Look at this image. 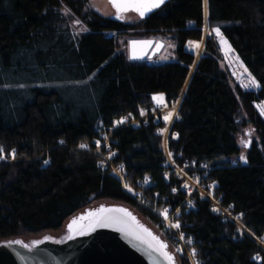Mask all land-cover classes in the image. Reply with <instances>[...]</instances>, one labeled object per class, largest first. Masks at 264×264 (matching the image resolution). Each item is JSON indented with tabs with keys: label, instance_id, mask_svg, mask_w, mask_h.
Here are the masks:
<instances>
[{
	"label": "trees",
	"instance_id": "1",
	"mask_svg": "<svg viewBox=\"0 0 264 264\" xmlns=\"http://www.w3.org/2000/svg\"><path fill=\"white\" fill-rule=\"evenodd\" d=\"M89 2L0 0V240L60 233L86 208L121 203L160 233L178 264H188L160 231V219L125 192L96 151L95 141L110 135L113 161L131 184L154 181L145 188L152 206L163 198L180 206L186 194L151 96L163 92L168 102L179 101L167 143L174 164H205L206 180L215 182L224 206L241 213L248 233L239 235L204 199L182 211L180 229L193 236L203 264H264V117L254 104L264 99V0H167L147 18L130 20L104 16ZM206 24L197 58L185 45L202 39ZM215 27L258 90L232 84ZM148 37L168 38L174 56L130 59L128 41ZM59 81H75L86 95L64 96ZM130 115L136 125L114 127Z\"/></svg>",
	"mask_w": 264,
	"mask_h": 264
},
{
	"label": "water",
	"instance_id": "2",
	"mask_svg": "<svg viewBox=\"0 0 264 264\" xmlns=\"http://www.w3.org/2000/svg\"><path fill=\"white\" fill-rule=\"evenodd\" d=\"M113 9L115 14L111 16L117 18V11L114 7ZM155 9L146 12L143 17L136 11L127 12H135L139 17L147 18ZM127 12L120 14L121 19H124ZM145 41L150 43L147 46L140 43ZM133 42H137L135 55L138 58L135 59L132 58ZM164 46V40L154 37L131 38L127 44L130 59H147L149 63ZM101 209L106 210L103 213L104 216L123 218L126 223L111 227H96L85 235L69 232L68 225L74 219L86 216L89 212H100ZM121 209L124 211H118ZM124 212L130 213L131 216L125 217ZM83 223L87 224L88 221ZM142 229H147L151 236L166 245L163 252H167L172 257L171 262L162 254V251L156 250L158 245L147 233H143ZM129 232L141 233L144 240L136 239L135 235H130ZM69 236L72 238L69 239ZM145 240L152 243L154 247H150ZM0 264H178V261L168 242L152 226L142 220L131 207L121 203H101L71 217L60 233H45L28 239L14 237L0 240Z\"/></svg>",
	"mask_w": 264,
	"mask_h": 264
},
{
	"label": "built area",
	"instance_id": "3",
	"mask_svg": "<svg viewBox=\"0 0 264 264\" xmlns=\"http://www.w3.org/2000/svg\"><path fill=\"white\" fill-rule=\"evenodd\" d=\"M173 103L174 101H170L169 105H172ZM168 108L169 106L167 104L162 105L159 107L158 111L154 112V115L165 121ZM141 117L147 118L144 113ZM119 121L123 122L118 123ZM127 123L136 125L138 120L133 115L123 116L114 120V127ZM158 132L163 135L165 134L164 137L169 139V129L166 126L160 127ZM102 137L105 138V140L101 141L99 139L95 141V144L97 145L96 151L102 154L99 164L103 167H110L111 172L121 182L125 192H127L140 204L150 208L153 213H155V215L160 219L161 231L169 234L174 250L178 254L184 256L187 259L188 264H203V259L199 254L198 248L193 245V236L189 235L185 230H181L180 227H173V225L179 224L181 226L182 222L179 219V216L182 211L193 209L197 199L209 201L211 209L215 213L223 215L225 220L235 222L237 224V231L239 235L244 230L247 231L241 222V213H232L230 211L231 206H224L221 203V198L215 194V182L206 180L204 173L201 171L202 169H206L207 166H205V164L198 165L195 161H192L187 162L182 166H174V168L176 167V175L180 179L179 189L186 194L185 199L182 204L176 208L167 203L166 198L162 199L160 206H152L150 200L147 199L145 188L154 185V181L146 176L143 180L139 181V187H135L131 184V182L124 176V165L113 161L116 151L111 149L110 135L102 134ZM166 143H168V141H166ZM102 148H105L108 151H103ZM165 179L169 181V172L165 174ZM165 210L167 211L165 212Z\"/></svg>",
	"mask_w": 264,
	"mask_h": 264
},
{
	"label": "rangeland",
	"instance_id": "4",
	"mask_svg": "<svg viewBox=\"0 0 264 264\" xmlns=\"http://www.w3.org/2000/svg\"><path fill=\"white\" fill-rule=\"evenodd\" d=\"M89 5L96 12H98V13L104 15V16H111V15L115 14V10L113 9L112 5L110 4V2L108 0H90ZM136 16H137V14L135 12H127L124 15V19L130 20V19H134ZM216 28H219V27H215L214 29H216ZM214 29H213V31H214ZM219 30H220V33L222 34V36L224 37V39L227 40L228 44L231 46V51H226L225 46H223L221 44L220 37H218L216 35L215 31H214V33H215V35H216V37L218 39L221 51H222V53L224 55V66L231 73L232 84L237 83V84H239L240 86H242V87H244L246 89L258 90L260 88V84H259L258 80L253 76V74L250 72V70L248 69L246 64L238 56L237 51L233 48V46L231 45L229 40L223 34L222 30L220 28H219ZM208 33H209V29H208L207 24H206L205 27H204V35H203L202 39H200V40H191V41L187 42L186 45H185V49H187L188 51L194 53L195 56L198 58V56L200 55V53L202 51L205 37H206V35ZM190 42H194L196 44H199L200 47L199 48H195V47L192 46V43H190ZM165 43L166 44L163 47L162 51L160 52L161 56L158 58V60L169 59L172 56H174L175 45L173 43H171L168 38L165 39ZM122 49H126V48L123 46ZM237 57L239 58L238 60L236 59ZM241 64L243 65V67H241ZM245 69H247V72H245ZM250 79H254L257 86H253L251 84V82H250ZM59 84H60V86L62 88L64 96H66V97H68V98H70L72 100H77L78 97L86 95L85 89H83V90L79 89L78 83H76L75 81H69L68 83L67 82L64 83L63 81H59ZM245 85H248V86L245 87ZM175 103L170 105V107L168 108L167 113H166V117L169 115V113H172V116H173V114H174V107L173 106L175 105ZM254 104H255L256 108L258 109V111L260 112V114L264 117V114H262V112H264V99L257 100V101H255ZM165 121L168 122L169 119L168 120L165 119ZM166 126H167V123H166ZM164 136H165V134H164ZM165 138L166 137H164V141L165 142L168 141V139L167 138L165 139ZM165 148H166V152H167V156H168V162H170L173 165V167L176 166L174 164V162H173L171 152H169L167 150V147H165ZM237 163H238L237 160H233L232 161V164H237ZM160 231H161V227H160ZM161 232L165 233L163 231H161ZM48 233H52V232H48ZM244 233H248V231L244 230L242 233H240V235H242ZM53 234H55V233L53 232ZM258 241L264 246V241L263 240L259 239Z\"/></svg>",
	"mask_w": 264,
	"mask_h": 264
},
{
	"label": "snow or ice",
	"instance_id": "5",
	"mask_svg": "<svg viewBox=\"0 0 264 264\" xmlns=\"http://www.w3.org/2000/svg\"><path fill=\"white\" fill-rule=\"evenodd\" d=\"M109 2L112 4V6L116 9L117 11V18H122L120 16L121 13L123 12H127L129 10L132 11H136L139 13V15L141 17H143L145 15L146 12L151 11L154 8H159L164 2L165 0H109ZM216 35L218 37H220V41L221 44L223 46H225L226 51H231V46L228 44L227 40L224 39V37L222 36V34L220 33L219 28L214 29ZM141 44H143L144 46H147L150 42H140ZM192 43V46L195 48H199L200 45L196 44L194 42H190ZM136 44L137 42H133V56L132 58H138L135 55V48H136ZM237 60L239 59L238 57L236 58ZM241 67H243V65L241 64ZM245 72H247V69H245ZM250 82L253 86H257L256 82L254 79H250ZM248 85H245V87H247ZM154 100H157L158 102H163V97L162 96H158V97H153ZM143 114V113H141ZM262 114H264V112H262ZM172 116V113H169V115L167 117H165L166 120L170 119ZM123 121H119L118 123H122ZM99 143V142H97ZM242 143H244L245 147L248 146V143H250V141L245 142L242 141ZM81 147H84V145H81ZM3 152V149L0 148V153ZM12 155L14 156L15 153L13 152ZM171 155V154H170ZM3 156L0 155V159H2ZM241 159H244V157H241ZM105 209H101L100 212H89L86 216H81L77 219H74L69 225V232L70 233H75L78 235H85L87 232L93 231L96 227H111L113 225H118V224H125L126 221L123 218H113V217H109V216H104L103 213L105 212ZM107 211H111V210H107ZM123 212L124 210H118ZM167 210H165L166 212ZM124 216L125 217H130L131 214L124 212ZM134 220V217L132 218ZM84 221H88L87 224L83 223ZM173 227L179 228L180 225L179 224H174ZM143 233H147V235L149 237H151L152 241L156 242V245H158V247H156V250L158 251H162V254L167 256L169 261H172V257L168 255L167 252H163V249L166 248V245L160 243L156 237L151 236V233H148L147 229H142ZM130 235H135L136 239H141L144 240V236L141 233H133V232H129ZM72 237L69 236V239H71ZM145 242L149 243L150 247H154V245L152 243H150L149 241L145 240ZM190 242V241H189ZM19 243V242H17Z\"/></svg>",
	"mask_w": 264,
	"mask_h": 264
},
{
	"label": "crops",
	"instance_id": "6",
	"mask_svg": "<svg viewBox=\"0 0 264 264\" xmlns=\"http://www.w3.org/2000/svg\"><path fill=\"white\" fill-rule=\"evenodd\" d=\"M189 41H191V40H188L187 42H189ZM187 50V49H186ZM162 96L164 99H163V102L161 103V102H158V101H156V100H154L153 99V97L154 96ZM152 100H153V102H154V104L157 106V107H160V106H162V105H165V104H167L169 107H170V105H169V103H168V100H167V98H166V95H165V93H163V92H158V93H153L152 95ZM175 103V102H174ZM178 103H179V101H177L176 103H175V105L173 106L174 107V114H173V116L169 119V121L168 122H166L167 123V128L169 129V127H170V125H171V122L173 121V119L174 118H176V117H178V114H177V109H178ZM164 145H165V147H167V143L164 141Z\"/></svg>",
	"mask_w": 264,
	"mask_h": 264
},
{
	"label": "bare ground",
	"instance_id": "7",
	"mask_svg": "<svg viewBox=\"0 0 264 264\" xmlns=\"http://www.w3.org/2000/svg\"><path fill=\"white\" fill-rule=\"evenodd\" d=\"M169 103V102H168ZM158 109H159V107H158Z\"/></svg>",
	"mask_w": 264,
	"mask_h": 264
}]
</instances>
